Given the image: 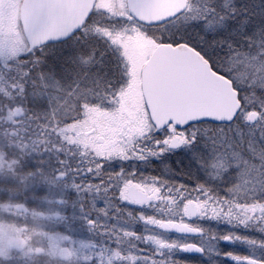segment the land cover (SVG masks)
<instances>
[{
    "label": "snow or ice",
    "instance_id": "obj_1",
    "mask_svg": "<svg viewBox=\"0 0 264 264\" xmlns=\"http://www.w3.org/2000/svg\"><path fill=\"white\" fill-rule=\"evenodd\" d=\"M0 264H264V0H0Z\"/></svg>",
    "mask_w": 264,
    "mask_h": 264
},
{
    "label": "water",
    "instance_id": "obj_2",
    "mask_svg": "<svg viewBox=\"0 0 264 264\" xmlns=\"http://www.w3.org/2000/svg\"><path fill=\"white\" fill-rule=\"evenodd\" d=\"M69 15H79V9L78 8H70L68 9Z\"/></svg>",
    "mask_w": 264,
    "mask_h": 264
}]
</instances>
